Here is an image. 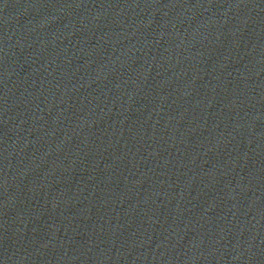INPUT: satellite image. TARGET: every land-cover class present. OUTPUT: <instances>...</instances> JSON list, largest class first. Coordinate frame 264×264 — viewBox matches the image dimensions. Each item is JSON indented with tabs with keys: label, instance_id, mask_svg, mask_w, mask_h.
I'll use <instances>...</instances> for the list:
<instances>
[{
	"label": "water",
	"instance_id": "1",
	"mask_svg": "<svg viewBox=\"0 0 264 264\" xmlns=\"http://www.w3.org/2000/svg\"><path fill=\"white\" fill-rule=\"evenodd\" d=\"M0 264H264V0H0Z\"/></svg>",
	"mask_w": 264,
	"mask_h": 264
}]
</instances>
